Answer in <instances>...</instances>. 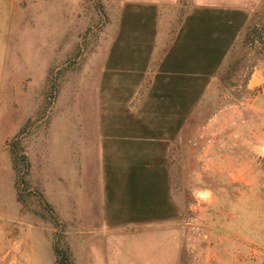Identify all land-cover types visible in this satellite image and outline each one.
I'll return each instance as SVG.
<instances>
[{
    "label": "rangeland",
    "instance_id": "374dc122",
    "mask_svg": "<svg viewBox=\"0 0 264 264\" xmlns=\"http://www.w3.org/2000/svg\"><path fill=\"white\" fill-rule=\"evenodd\" d=\"M198 1L172 0L173 21ZM248 1L242 36L167 150L174 264H264V0ZM121 2L0 0V264H60L58 250L72 264L98 259L96 234L75 226L71 205L54 217L34 180L37 167L56 178L47 128L80 127L77 111L91 110ZM78 154L70 144L68 182Z\"/></svg>",
    "mask_w": 264,
    "mask_h": 264
},
{
    "label": "crops",
    "instance_id": "0c3cea01",
    "mask_svg": "<svg viewBox=\"0 0 264 264\" xmlns=\"http://www.w3.org/2000/svg\"><path fill=\"white\" fill-rule=\"evenodd\" d=\"M171 3L122 0L91 110L77 111L80 127L47 128L58 147L56 178L45 180L37 167L34 182L54 217L66 219L71 205L75 226L96 234L93 264H174L178 229L163 227L176 226L178 215L167 150L205 99L253 11L248 0H206L173 21ZM70 144L82 167L68 182Z\"/></svg>",
    "mask_w": 264,
    "mask_h": 264
},
{
    "label": "trees",
    "instance_id": "16d2710c",
    "mask_svg": "<svg viewBox=\"0 0 264 264\" xmlns=\"http://www.w3.org/2000/svg\"><path fill=\"white\" fill-rule=\"evenodd\" d=\"M23 159H22V163H23V166L25 167V164H24L25 162H24ZM22 181L25 182L23 180V178H22ZM56 255H57V261H58V263H60V264H72L70 262L69 256H67V254H65L62 250H58L57 253H56Z\"/></svg>",
    "mask_w": 264,
    "mask_h": 264
}]
</instances>
